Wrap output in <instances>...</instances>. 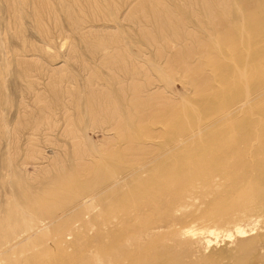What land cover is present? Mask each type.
Wrapping results in <instances>:
<instances>
[{"label": "rangeland", "instance_id": "374dc122", "mask_svg": "<svg viewBox=\"0 0 264 264\" xmlns=\"http://www.w3.org/2000/svg\"><path fill=\"white\" fill-rule=\"evenodd\" d=\"M261 108L264 0H0V264H133L179 165L178 227L210 224L235 184L211 141Z\"/></svg>", "mask_w": 264, "mask_h": 264}, {"label": "bare ground", "instance_id": "6f19581e", "mask_svg": "<svg viewBox=\"0 0 264 264\" xmlns=\"http://www.w3.org/2000/svg\"><path fill=\"white\" fill-rule=\"evenodd\" d=\"M240 58L238 59L240 60ZM258 65L261 66L259 62ZM249 105L254 106L251 103ZM232 109L234 108L232 107ZM259 111L264 115V108L259 109ZM231 117L230 119H232ZM221 123L218 124L217 122V125H225L223 122ZM247 126L250 128L246 131ZM239 127L237 125L232 127L233 129L230 132L229 126V128L226 127L224 132H217L210 144L211 146L220 148L221 156L231 157L228 160L230 162L226 164L227 167L232 165L231 174H226L225 176L226 178H233L235 180V184L223 189L218 196L207 204L208 208L203 213L205 217L213 216L212 219L210 218V224L205 225L206 221L200 225L194 224L190 225V227L187 225L178 227L177 221L179 218L177 217L182 213H180L181 209L179 206L176 205V200H178L181 192L187 190V188V192L192 193L195 190L194 182L196 175L199 176L202 174V169L200 168V174L191 173L189 175V170H187V174L184 168L185 166L179 165L178 173L183 171L186 175L184 173L182 175L179 174L175 180L181 181L185 178L187 184L183 185L178 194H172L169 190L171 181H168L169 185L158 187L159 189L155 193L156 198L153 201H156L161 206H166L167 213L163 219L153 223H147L146 227L138 232V235L135 237L136 242L135 244H130V252H128V258L133 264H264V121L261 124L262 128L260 130H257L253 124L244 125L241 133L242 136L237 138ZM231 135L232 142L229 138L227 139ZM179 144L178 147H180ZM241 148L244 153L239 155L238 153H241ZM181 149L183 148L181 147ZM236 158L238 159L235 162ZM202 168L206 171L205 167ZM200 177L197 178L199 179ZM168 197L172 199L168 200ZM145 204L146 202L142 206ZM148 204L151 206V203ZM163 230L168 231L169 235L160 236L156 242L154 240L147 242L146 237L154 236ZM222 237L227 240V246L220 251H211L213 246H218L221 243L219 240ZM125 241L123 239L124 243ZM184 246H189L190 249L197 247L198 251L194 253L192 251L182 250L185 248ZM220 252L221 254H219Z\"/></svg>", "mask_w": 264, "mask_h": 264}]
</instances>
